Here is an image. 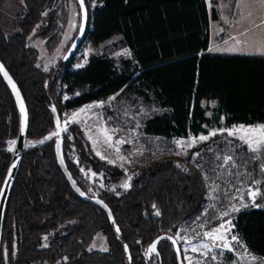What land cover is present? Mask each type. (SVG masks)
Instances as JSON below:
<instances>
[{"label":"trees","instance_id":"trees-1","mask_svg":"<svg viewBox=\"0 0 264 264\" xmlns=\"http://www.w3.org/2000/svg\"><path fill=\"white\" fill-rule=\"evenodd\" d=\"M55 1L22 0L23 11L13 22L17 30L10 35L0 30V61L17 83L27 109L26 138L57 131L53 108L61 125L63 109L112 94L113 101L134 97L161 109L141 121L146 136H196L209 127L264 123V55L209 51L208 21L215 14H209L205 0H96L87 12V40L96 47L118 35L129 55L115 59L94 53L72 68L73 53L43 70L35 64L37 51L29 45L28 35L40 22L37 35L44 38L46 50L56 46L59 26L51 7ZM203 101L214 102L210 114ZM17 125L12 96L0 77V183L11 155L6 141L15 138ZM66 129L22 152L3 209L0 264H177L167 239L158 240L155 253L146 247L162 233L176 239L178 226L201 213L205 198L198 172L160 158L139 166L129 186L122 191L115 187L119 192L115 193L109 186L124 177L122 168L91 151L78 123L70 122ZM56 140L75 189L57 165ZM71 145L76 161L67 152ZM239 151L247 173L254 168L253 174L261 177V195L257 204L234 213L231 222L245 249L264 264V171L258 166L264 167V156L260 163L245 146ZM80 166L101 174L105 188L96 187L94 196L109 208L110 219L82 198L93 195ZM98 230L106 248L88 249Z\"/></svg>","mask_w":264,"mask_h":264},{"label":"rangeland","instance_id":"rangeland-1","mask_svg":"<svg viewBox=\"0 0 264 264\" xmlns=\"http://www.w3.org/2000/svg\"><path fill=\"white\" fill-rule=\"evenodd\" d=\"M213 1L206 0L209 9L212 7ZM84 2L87 12H90L96 5V0H84ZM219 3L222 2L218 0V6ZM236 4L238 9L249 12H261L259 0H236ZM51 7L55 9L56 21L59 26V41L56 46L51 51L46 50L44 38L37 35V32L42 28L40 22L35 24V27L28 35L29 45L33 46L37 51L35 64L43 70L49 69L62 57L76 34L79 22V13L75 0H56ZM220 9L225 11L226 6L223 4ZM22 11V0H0V30L5 35H10L17 30L13 26V22ZM118 39V35L111 36L95 47L87 40L86 34H84L74 52L75 59L71 67L82 66L87 58L94 53L105 52L115 59L128 56V49L125 46H120ZM114 96L112 94L106 100H91L76 108H65L60 113V127L66 128L70 122L78 123L91 151L98 157H103L102 159L122 168L124 177L115 185H110L109 189L114 190L117 187L120 189L119 191L125 190L124 185L127 184L129 186L130 179L139 166L160 158H170L180 168L190 166L198 172L203 182L205 202L201 213L193 220L180 224L176 231L175 236L180 242L185 264H189V260L185 259V257H189L192 264H197V261H201L202 264H260L257 259L253 261L249 258L250 256L244 254V246L241 247L242 243L239 238V244L232 243L233 251L231 252L225 251L220 254L221 249L214 248L212 252L205 256L201 255L200 252L191 250L192 245L199 246L200 243H211V241L204 240V231L219 227L221 224H225V227H228L226 222H231L234 213L237 212L231 211L233 206L240 210L244 208L242 207L243 204L248 206L257 204L256 199L255 204H253L247 192L250 189H258L260 191L259 184L254 182L259 181L260 183L261 177L253 174L255 172L254 168L249 171L250 173H247L244 167L245 162L242 160V155L239 151L241 146L246 148L247 146L238 137L229 136L227 131L221 133L220 129L212 127L208 128L207 133L196 136L188 135L170 138L146 136L141 133V121L153 113L161 111V109L134 97L113 101ZM66 97L67 94H64V98ZM202 103L207 104L206 114H210L209 108L214 105V102L203 101ZM82 109L83 111H81ZM74 113H78V115L74 116ZM262 124L264 123H257L256 125ZM240 125L243 124H234L221 129H232L234 126ZM103 129H106L107 135L111 136L110 143L105 142L104 136L100 131ZM211 131H216L217 135L209 137L206 141L197 140L191 147L188 146L189 137L207 136ZM51 133L53 132L51 131L37 139L26 138L25 147L40 143ZM177 140L183 141V146H178L175 143ZM12 141L13 139L6 141V149L10 147ZM116 141L124 142L117 144ZM67 152L76 161V154L72 145ZM250 153L259 162L264 156V151ZM224 156L232 157L228 164L224 163ZM258 166L259 170H262L263 165L259 164ZM79 168L89 193L94 196L96 187L105 188L99 172H94L90 168L81 166ZM262 174V178H264V172ZM114 192L119 193L117 190H114ZM225 212L228 213L227 216L222 215ZM233 235L237 236L231 222V231L228 233L229 239ZM188 240H191L192 243H186ZM106 246L105 236L98 230L92 236L87 248L104 250ZM200 251L203 252L204 250L201 249ZM213 255L216 256V260L211 259Z\"/></svg>","mask_w":264,"mask_h":264},{"label":"snow or ice","instance_id":"snow-or-ice-1","mask_svg":"<svg viewBox=\"0 0 264 264\" xmlns=\"http://www.w3.org/2000/svg\"><path fill=\"white\" fill-rule=\"evenodd\" d=\"M81 9H83V0H79ZM259 3L261 5H264V0H259ZM250 15V14H249ZM232 39L236 40L235 37H232ZM241 42L239 40H236V45H239ZM213 49H209V51H212ZM229 51H235L236 48L233 47L231 49H227ZM258 51H262L264 52V46H262L261 49H258ZM2 65H0V71H2ZM4 76L5 78L8 80L9 84L12 85L13 90L15 91V85L12 83L11 78L8 77L7 72H4ZM17 97L19 99V94L17 93ZM99 106V105H96ZM53 111H55V108H53ZM83 111V109L81 110ZM21 113H22V119H21V131L23 132L25 124H26V116L24 114V109H23V105L21 104ZM78 115V113H74L73 114ZM66 128H62L60 127L59 121H57V131L51 133L49 136L45 137L44 140L40 141V143H44L45 140H49L51 139L53 136L59 137L60 133L63 131H66ZM104 136V140L106 143H110L111 142V136L107 135V130L103 129L100 130ZM221 133H223L224 131H227L229 136H233V137H238V139L247 146L248 150L252 153H258V152H262L264 151V124L262 125H256V126H244V125H240V126H234L232 129H220L219 130ZM217 135L216 131H211L208 133L207 136L205 135H201L199 137H189V144L188 146L191 147L197 140L199 141H206L209 139V137L211 136H215ZM124 141H116L117 144L119 143H123ZM12 144L15 143V141L11 142ZM175 143L178 146H183V141H175ZM60 148V141L57 140V149L59 150ZM118 151V150H117ZM99 155V153H97ZM103 158V157H101ZM232 157L231 156H224L223 160L225 164H228L231 161ZM15 165H13L14 167ZM11 171V170H10ZM262 171H264V167H262ZM254 183L259 184V181H255ZM125 188L128 187L127 184L124 185ZM83 195V193H81ZM247 195L249 196V198L253 201V204H255V199L258 195H261L260 191L258 189H250L247 192ZM248 205L243 204L242 207H247ZM258 206V205H256ZM155 207V206H153ZM231 211H239L238 208H236L235 206L232 207ZM157 215H159V212H157ZM223 216H227L228 213L225 212L222 214ZM228 227H225V224H221L219 227H215L212 228L210 230L204 231L203 232V238L205 241H211V243H200L199 246L197 245H192V251L193 252H200L201 255H207L208 253L212 252L214 248H219L221 249V253L223 254V252L227 251V252H231L233 251V247H232V243L235 242L237 244H239V240L238 237L233 235L230 237H228V233L231 231V222L227 221L226 222ZM117 231H119V229H117ZM179 236V234H177ZM46 239V238H45ZM170 239V237H169ZM156 243L154 242L152 245L149 246V248L147 249L148 253H153L155 251L156 248ZM173 243H176L175 240H173ZM186 243L191 244V240L186 241ZM127 248V246H125ZM241 247H243V245H241ZM203 249L204 251L201 252L200 250ZM245 251H247L245 249ZM185 259L189 260V264H192L191 259L189 257H185ZM212 260H216V256L213 255L211 257ZM251 260H256L255 256L251 257ZM197 264H202L201 261H197Z\"/></svg>","mask_w":264,"mask_h":264},{"label":"water","instance_id":"water-1","mask_svg":"<svg viewBox=\"0 0 264 264\" xmlns=\"http://www.w3.org/2000/svg\"><path fill=\"white\" fill-rule=\"evenodd\" d=\"M75 2L77 4L78 13H79L78 27H77L76 34L72 38V40L69 43L66 51L64 52V54L61 57L62 61L66 60L69 56H71L74 53L75 49L79 46L80 41H81L83 34H84V31H85V27H86L87 7L85 5V2L83 0V9H81L79 0H75ZM0 65H2V69H3L2 71H0V77H1L3 83L5 84V86L7 87V89L9 90V92L12 96L14 106H15L16 112H17V119H18L17 131H16L15 138L13 139V141H15V143L10 144L9 149L7 148V150H9L11 152V155H10L5 173L3 175L2 181L0 183V237H1V225H2V216H3L4 205H5L6 199L8 197L10 188L13 184V181H14V178L16 175V171L18 169V165H19V162H20V159L22 156V152L25 148L28 114H27V109H26V105H25L23 96L21 94V91H20L17 83L11 77V75L9 74V72L7 71V69L2 64L1 61H0ZM4 72H7L8 77L11 78L12 83L15 85V91L13 90L12 85L9 84L8 80L5 78ZM17 93L19 94V99L17 97ZM21 104L23 105L24 114L26 116V124H25L23 132L21 131V119H22ZM52 116H53L55 123H56L57 122L56 111L52 110ZM54 155H55L57 165H58L61 173L63 174L64 178L66 179L68 184L71 186V188L75 189V185L73 184V182L71 180V177L69 175V172L65 166V162H64L63 157H62L61 143H60L59 150L57 149V140L54 143ZM13 165H15V166L13 167ZM82 198L93 203V204H95V205H97V206H99L106 213L107 217L109 219L111 218V213H110L109 208L106 206V204L100 198H98L96 196H90V195L82 196ZM169 237H170V239H169ZM161 238H165L171 243L173 251L175 253L177 264H184L183 260H182L181 252L179 250L178 242L173 236H171L169 234L162 233V234H159L156 237H154L152 239V241L147 245L146 250L149 248L150 245H152L154 242H157ZM173 240H175L176 243H173ZM156 245H157V243H156ZM125 250H126V248H125ZM155 252H156V248H155V251L153 253H155Z\"/></svg>","mask_w":264,"mask_h":264},{"label":"crops","instance_id":"crops-1","mask_svg":"<svg viewBox=\"0 0 264 264\" xmlns=\"http://www.w3.org/2000/svg\"><path fill=\"white\" fill-rule=\"evenodd\" d=\"M219 1L222 2L219 3V6L218 0L213 1L210 9L207 5L209 14L212 11L215 14V18L210 17L208 21L207 49H213L211 52L215 53L264 55V52L258 51L264 46V5H261V12H249L238 9L236 0H231V3L230 0ZM223 4L226 6L225 11L220 9ZM232 37L241 43L236 45V40ZM233 47L236 48L235 51L227 50ZM244 254L250 256V259L255 256L248 251H245ZM255 257L257 260L259 259V257Z\"/></svg>","mask_w":264,"mask_h":264},{"label":"bare ground","instance_id":"bare-ground-1","mask_svg":"<svg viewBox=\"0 0 264 264\" xmlns=\"http://www.w3.org/2000/svg\"><path fill=\"white\" fill-rule=\"evenodd\" d=\"M9 148H10V147H9ZM9 148H8V149H9Z\"/></svg>","mask_w":264,"mask_h":264}]
</instances>
